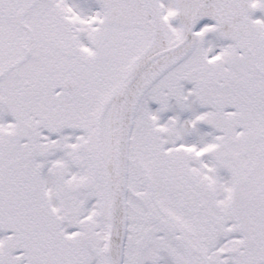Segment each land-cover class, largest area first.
I'll use <instances>...</instances> for the list:
<instances>
[{
    "label": "snow or ice",
    "instance_id": "snow-or-ice-1",
    "mask_svg": "<svg viewBox=\"0 0 264 264\" xmlns=\"http://www.w3.org/2000/svg\"><path fill=\"white\" fill-rule=\"evenodd\" d=\"M0 264H264V0H0Z\"/></svg>",
    "mask_w": 264,
    "mask_h": 264
}]
</instances>
